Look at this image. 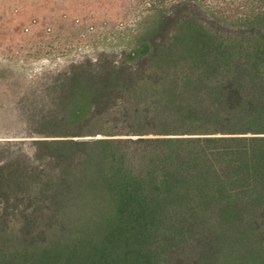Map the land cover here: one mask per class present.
I'll return each mask as SVG.
<instances>
[{
	"label": "trees",
	"instance_id": "obj_1",
	"mask_svg": "<svg viewBox=\"0 0 264 264\" xmlns=\"http://www.w3.org/2000/svg\"><path fill=\"white\" fill-rule=\"evenodd\" d=\"M243 2L154 0L130 47L20 98L0 264H264V0Z\"/></svg>",
	"mask_w": 264,
	"mask_h": 264
},
{
	"label": "rangeland",
	"instance_id": "obj_2",
	"mask_svg": "<svg viewBox=\"0 0 264 264\" xmlns=\"http://www.w3.org/2000/svg\"><path fill=\"white\" fill-rule=\"evenodd\" d=\"M153 1L0 0V136L21 132L9 119L42 77L103 50L130 47L137 21L153 16ZM243 1L205 0L229 17Z\"/></svg>",
	"mask_w": 264,
	"mask_h": 264
}]
</instances>
